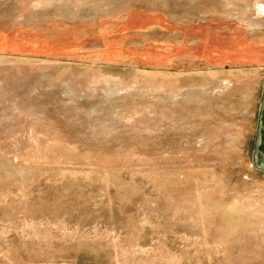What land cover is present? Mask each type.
Wrapping results in <instances>:
<instances>
[{
  "label": "rangeland",
  "instance_id": "rangeland-1",
  "mask_svg": "<svg viewBox=\"0 0 264 264\" xmlns=\"http://www.w3.org/2000/svg\"><path fill=\"white\" fill-rule=\"evenodd\" d=\"M0 264H264V0H0Z\"/></svg>",
  "mask_w": 264,
  "mask_h": 264
}]
</instances>
